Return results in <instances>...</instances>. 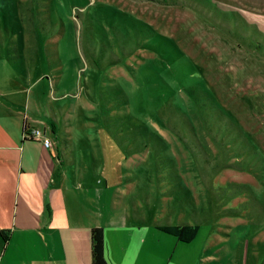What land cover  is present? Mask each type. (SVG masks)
I'll return each mask as SVG.
<instances>
[{
    "label": "rangeland",
    "instance_id": "obj_1",
    "mask_svg": "<svg viewBox=\"0 0 264 264\" xmlns=\"http://www.w3.org/2000/svg\"><path fill=\"white\" fill-rule=\"evenodd\" d=\"M10 41L39 55V127L107 197L189 210L218 264H264V0H0V75Z\"/></svg>",
    "mask_w": 264,
    "mask_h": 264
},
{
    "label": "crops",
    "instance_id": "obj_2",
    "mask_svg": "<svg viewBox=\"0 0 264 264\" xmlns=\"http://www.w3.org/2000/svg\"><path fill=\"white\" fill-rule=\"evenodd\" d=\"M10 44L15 54H7L9 69L0 75V264H90L92 226L102 227L107 264H218L208 228L197 223L188 242L156 228L190 224L183 218L189 210L175 211L176 223L167 213L158 221L143 204L136 208V191L128 200L109 198L110 190L107 197L102 189L107 180L96 176L97 168L91 175L79 167L78 155L60 149L57 140L44 147L38 139L21 137L23 122L36 127L42 122L34 117L27 91L44 74L36 70L38 53L24 57ZM48 111L53 118L50 105ZM125 187L112 191L123 197ZM145 206L151 211V203Z\"/></svg>",
    "mask_w": 264,
    "mask_h": 264
},
{
    "label": "trees",
    "instance_id": "obj_3",
    "mask_svg": "<svg viewBox=\"0 0 264 264\" xmlns=\"http://www.w3.org/2000/svg\"><path fill=\"white\" fill-rule=\"evenodd\" d=\"M24 122L22 123V128ZM21 128V129H22ZM51 131L54 133L53 123ZM156 228L174 236L177 240L188 242L193 239L198 230V224H157ZM90 264H107L103 255V230L101 226H92L89 231Z\"/></svg>",
    "mask_w": 264,
    "mask_h": 264
},
{
    "label": "built area",
    "instance_id": "obj_4",
    "mask_svg": "<svg viewBox=\"0 0 264 264\" xmlns=\"http://www.w3.org/2000/svg\"><path fill=\"white\" fill-rule=\"evenodd\" d=\"M21 137L23 139H38L42 142L44 147L52 146V140L49 135L45 132L43 127L40 128L33 125H29L26 122H24V126L21 131Z\"/></svg>",
    "mask_w": 264,
    "mask_h": 264
}]
</instances>
